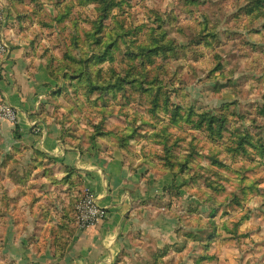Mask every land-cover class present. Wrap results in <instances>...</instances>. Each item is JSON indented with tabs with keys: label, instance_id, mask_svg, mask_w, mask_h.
Returning a JSON list of instances; mask_svg holds the SVG:
<instances>
[{
	"label": "rangeland",
	"instance_id": "1",
	"mask_svg": "<svg viewBox=\"0 0 264 264\" xmlns=\"http://www.w3.org/2000/svg\"><path fill=\"white\" fill-rule=\"evenodd\" d=\"M203 1L206 2L207 10L222 8L227 14L236 12L240 4L237 0ZM16 2L21 9L31 12V15L34 14L32 18L36 17L38 21L52 23L53 26L44 28L40 23L38 26L36 21L34 33H37L36 43L39 49L37 55L45 56L47 61L53 59L54 65L66 55H77L78 51L84 48L85 32L92 28V21L98 17L95 4L77 1L66 20L58 25L53 21L59 14L56 0H17ZM7 3L9 7V1H6ZM184 4L185 0H123L114 7L113 13L129 31V37L137 43L143 42L148 37L152 26L158 27L157 15L166 14L164 18L167 26L172 30L170 35L185 44L186 40L182 36L188 38L192 34L190 24L199 15L190 18V14L186 15L181 11ZM109 25L111 28L114 27V19L110 20ZM77 30L80 38L79 47L72 49V36ZM239 31L240 36L235 37L234 41L223 42L216 49L201 46L199 62H193L194 72L188 66L177 71L173 78L177 87L184 88L187 100H197L210 111L235 100L238 101V111L248 107L252 102L264 103V74L261 68V62L264 60V35L251 34L247 30ZM250 42L259 45L260 53L248 46ZM115 53L118 61L121 54L119 51ZM216 53L226 58L225 67L229 70L230 78L236 82V87L231 86L227 78H220L221 72L215 67ZM151 64L145 67L151 74H157L159 77L170 76L173 72L170 60L163 61L156 58ZM105 65L108 64L103 66L98 64L93 67L103 69ZM137 65L141 67L140 63ZM56 81V87H63L67 83L63 74H60V78ZM74 86L80 87L76 82ZM77 89L76 93L71 87V92L65 93L58 100L61 105L59 113H64V116L66 115L64 122L76 129L77 141L81 144L87 140L99 141L107 146L119 147L117 135L128 127L131 129L132 124L136 128L132 132L135 137L127 141L128 147L127 151L124 150L125 153L119 148L126 162L136 169H144V176L151 175L153 179L159 176L166 178L167 175L172 177L171 182L163 187L165 199L163 209L173 217V212L181 215L177 228L196 232L206 229L204 225L197 227L198 219H202V223H205L215 218L218 229L212 247L206 250L198 242L189 240L187 248L181 250L184 237L176 236L177 243L174 245L177 246L168 250L167 258H173L172 264H264V160L260 162L257 151H253L251 156L243 154L236 157L229 150L224 149L233 144L231 132H227L224 139L214 140L205 132L194 129L188 124H172L169 115L153 118L148 113L145 102L137 100L131 91L126 95L122 92L115 94L111 97V102L105 106L99 101L98 108L104 109V113L89 105L81 111L75 108L76 98L79 96L86 101V97L81 87ZM71 107L73 113L68 111ZM229 108H235V104L230 103ZM102 116L106 118L105 138L92 139L91 133ZM232 117L236 126L248 127L253 135L257 131L255 122L261 121L257 106L253 107V112L248 114L246 120L238 118V115ZM154 122L158 123L159 130L163 126H168L170 135L167 143L172 147L171 159L175 160L176 156L184 158L192 152L196 159L192 164L196 169L202 170L201 166L205 164L220 168H214L220 177L212 178L221 185V191H216V185H206L202 182L209 173L199 176L200 182H193L190 185L188 180L191 175H188L185 181L182 174L175 176L173 172L167 170L165 143L158 142L150 136L156 131L152 125ZM233 123L230 122V125L232 126ZM73 140L75 139H70ZM249 149L252 150V147L249 146ZM211 151L216 153L223 164H218L210 158ZM175 181L181 184L180 194L175 190H169V186ZM169 203L171 206L168 205ZM215 209L217 211L213 215ZM157 250L145 251L144 255L140 251L129 252L125 264L142 262L143 258L151 259L152 253ZM203 257L204 259L199 263L198 260Z\"/></svg>",
	"mask_w": 264,
	"mask_h": 264
},
{
	"label": "crops",
	"instance_id": "2",
	"mask_svg": "<svg viewBox=\"0 0 264 264\" xmlns=\"http://www.w3.org/2000/svg\"><path fill=\"white\" fill-rule=\"evenodd\" d=\"M19 6L8 7L10 53L0 57V103L19 113L15 125L0 118V159H8L0 161V264H125L134 250L176 244L179 222L163 209L171 176H144L118 146L87 140L74 147L45 120L57 81L37 55L40 21ZM85 184L108 217L80 230L76 205Z\"/></svg>",
	"mask_w": 264,
	"mask_h": 264
},
{
	"label": "trees",
	"instance_id": "3",
	"mask_svg": "<svg viewBox=\"0 0 264 264\" xmlns=\"http://www.w3.org/2000/svg\"><path fill=\"white\" fill-rule=\"evenodd\" d=\"M6 1H9V5L12 6L17 4V0ZM77 1L85 4H95L98 12V17L92 21V28L85 32L86 45L81 51H78L77 55L69 54L63 60H58L57 65H54L53 59L47 61L45 56L40 57L44 60L53 79L58 80L60 74H63L67 81L65 86H59L52 91L51 107L45 115V120L50 118L53 122L59 124L63 141L77 148L82 147L81 143L77 141L76 129L64 122V119H66L64 113H59L61 105L58 100L65 93H70L71 87L76 93L78 92L77 88L81 87L83 95L86 97V101L79 96L76 98V109L83 111L89 105L96 110H100L101 113H104L105 110L98 108L99 101H101L102 106H105L111 102V97L115 94L122 92L126 95L128 91H131L137 97V100L145 102L147 111L153 118L169 115L172 124H188L194 129L205 132L214 140L224 139L226 133L231 132L233 144L224 149L229 150L236 157L243 154L251 156L253 151H257L260 155V162L264 160V103L252 102L248 107L238 111V101L235 100L226 102L214 111H210L197 100H187L183 91L184 88L177 87L173 78L178 70H183L186 66L191 71H195L193 62H199L201 46L216 49L223 42L234 41L235 37L240 36L239 30L264 35V0H237L240 3L238 10L231 14L224 13L222 8L207 10L205 7L206 2L203 0H185L181 11L186 15L190 14V18L199 15L190 24L192 34L188 38L182 36L186 40L185 44L181 43L180 39H174L170 35L172 30L167 26V21L164 18L166 14L157 15L158 27L152 26L148 37L143 42L137 43V41H134L129 37V31L123 27V23L113 13L114 7L123 0H56L59 14L53 21L61 25ZM174 9L176 10V8ZM34 13H38V11H34ZM111 19H114L115 23L113 28L109 25ZM40 24L44 28L53 26L52 23L46 21H40ZM78 40L80 38L77 30L72 36V49L79 47ZM248 46L255 52L260 53L257 43L250 42ZM115 51H119L121 54L118 61ZM156 58L171 61L173 72L170 76L159 77L157 74H151L148 71L146 67L152 65L151 63ZM225 59L223 55L216 53V70L221 72L220 78H227L229 84L236 87V82L230 78L229 70L225 67ZM262 61L261 68L264 74V60ZM138 63L141 64V67H138ZM98 64L100 66L108 65H105L103 69L93 67ZM208 76H211V74H208ZM74 82L79 84L80 87L75 88ZM230 103H234L235 108L230 109ZM254 106L258 107L261 121L255 122L257 131L253 135L248 127L236 126L233 123L232 116L238 115V118L246 120L248 114L253 112ZM68 111L73 113V107ZM105 122L106 118L102 116L101 120L95 124V129L91 133L92 139L105 138ZM230 122L233 123L232 126ZM152 125L156 131L150 136L158 142L165 143L167 170L173 172L175 176L176 174H182L185 181H187L188 175H191L190 180H188L190 185L193 182H200L198 177L203 176L204 173H209L202 182L206 185H216V191L222 190L217 180L212 178L213 176L220 177V174L214 170V168L220 169L218 166L205 164L201 166L202 170L196 169L192 164V161H196L192 152L184 158L176 156L175 160L171 159L172 147L167 143L170 135L168 126H163L159 130L157 122L152 123ZM135 130L136 128L131 124V129L128 127V129L117 135L118 145L123 152L124 150L127 151V141H131L130 139L135 137L132 133ZM70 139L75 140L70 141ZM3 141L4 138L0 135V143ZM249 146L252 147V150L249 149ZM8 158L16 162L13 155L8 156ZM210 158L218 164H223L214 151L210 152ZM0 161L3 164L8 159L6 158L4 161L0 159ZM130 165L133 168V165ZM192 172H194L193 175ZM9 173H13V168L10 169ZM180 185L175 181L169 186V190H175L176 193L180 194ZM80 197L77 199V203ZM168 205L171 206V203ZM215 211L217 209L213 211V215L216 214ZM173 215L178 221L181 220L180 214L173 212ZM201 225H204L206 229H200L196 232L180 227L176 229V236L179 238L184 237V243L180 247L181 250L187 248L189 240L198 242L206 250L212 247V242L217 237V222L215 218L205 223H202V219H198L197 227L200 228ZM175 246L177 245H166L152 253L151 259L143 258L142 262L144 264H172L173 258H167L168 250H172ZM203 259L204 257L199 259L198 262H202ZM142 262L138 261L135 264H143Z\"/></svg>",
	"mask_w": 264,
	"mask_h": 264
},
{
	"label": "built area",
	"instance_id": "4",
	"mask_svg": "<svg viewBox=\"0 0 264 264\" xmlns=\"http://www.w3.org/2000/svg\"><path fill=\"white\" fill-rule=\"evenodd\" d=\"M8 6L6 0H0V57L10 53V45L6 36ZM0 118L12 124H17L18 110L10 103H0ZM37 130V129H36ZM108 217V210L102 207L97 199L93 187L85 184L81 197L76 205V223L80 230H87L102 223Z\"/></svg>",
	"mask_w": 264,
	"mask_h": 264
}]
</instances>
